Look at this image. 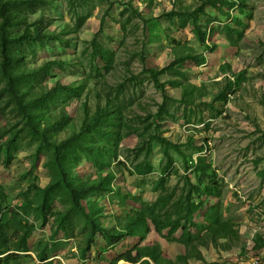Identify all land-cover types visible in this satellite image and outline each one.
<instances>
[{"label": "rangeland", "instance_id": "1", "mask_svg": "<svg viewBox=\"0 0 264 264\" xmlns=\"http://www.w3.org/2000/svg\"><path fill=\"white\" fill-rule=\"evenodd\" d=\"M31 1L34 5H27L22 17L31 24L43 22L45 33L60 40L13 47L18 60L12 63V70L29 79L28 83L18 82L17 90L32 89L27 100L46 96L58 84L72 93L60 90L56 98L46 96L24 117L7 93L8 80L0 65V222L4 224L12 220L11 214L24 211L29 213L26 221L38 228L29 241L32 252L9 264H40L35 255L38 247L49 249L45 264L51 260L112 264L120 255L135 252L137 244L154 246L166 259L180 264L178 257L186 254V247L169 243L155 232L144 242L127 238L105 253L106 243L96 239L86 258L80 255L79 246L88 248L83 237L86 233L81 231L84 218L72 212L67 193L58 186L61 178L52 161L53 149L43 136L30 131L26 119L31 117L40 133L52 128L48 140L62 143L80 133L86 109L94 115L108 102L124 107L122 120L112 125L113 137L92 134L80 141L81 146L103 147L104 152L97 154L100 165L77 147H72L64 161L73 165L72 176L81 182L115 174L114 193L91 195L82 203L85 210L102 209L97 216L99 224L110 231L120 229L122 221L143 203L157 200L154 186L162 176L168 177L169 187L178 192L188 180L198 183L195 169L203 157L211 169L200 179L204 184L216 181L223 194L218 199L204 196L205 207L194 221L203 227L212 207L219 205L225 219L240 229L242 243L227 251L205 248L199 241L196 245L208 263L264 264V247L255 248L257 235L264 241V0H211L216 6H208L200 16L207 32L206 45L197 40L194 27L184 28L178 17L181 12L186 15L190 7L198 8L201 0H81L78 15L89 20L80 33L71 32L76 17L69 12L70 0ZM126 9L132 14L124 17ZM230 28L243 34L235 47L227 39ZM98 33L99 45L116 53L109 73L105 60L92 55L90 43ZM176 51L205 59V64L188 61L178 66L161 78L163 91L147 71L168 67L176 60ZM48 63L52 65L44 68ZM226 79L234 83L233 93L228 101L217 102L215 97L225 91ZM122 84L126 92L119 96ZM187 85L202 89L191 103L184 100ZM61 118L67 121L56 127ZM130 131L135 132L127 135ZM155 135L173 144L167 146L168 157L166 149L152 140ZM141 147L145 152L137 157ZM107 151L116 153L117 158ZM169 159L173 164L167 170ZM140 165L152 166L153 173L137 175ZM54 187L59 188L51 192ZM42 191L51 193L43 197ZM61 215L69 217L62 222ZM191 231L202 235L195 227ZM181 236L179 232L177 237Z\"/></svg>", "mask_w": 264, "mask_h": 264}, {"label": "trees", "instance_id": "2", "mask_svg": "<svg viewBox=\"0 0 264 264\" xmlns=\"http://www.w3.org/2000/svg\"><path fill=\"white\" fill-rule=\"evenodd\" d=\"M108 1L111 2V0ZM200 2L201 5L198 8L190 7L187 10L186 15L181 12L178 14V17L182 20V26L184 28L192 25L197 40L202 45H206L207 32L200 24V16L205 14V10L208 6L215 7L216 5L211 0H201ZM27 5H34V3L31 0H0V65L5 78L8 80L6 87L8 91L7 93L12 96L16 108L24 117H28V111L33 110V107L37 105V101L43 100L44 97L56 98L59 95L58 92H60V90L64 91L65 94H68L69 92L72 93V90L69 87H62L58 84L54 89L48 91L46 96L42 95L38 99L27 100L31 95L32 89L30 92H21L20 90H17L18 82H22L23 84L28 83L27 80L29 79H27V76L23 73L16 74L12 70V63L18 60L13 47L33 43L44 44L45 42L60 40V37L55 34L45 33L43 22L31 24L28 19L22 17V13ZM81 6V0H70L69 12L76 17V25L74 31H71L72 33H80L89 20L88 16L78 15V9ZM235 6L237 5H232V7ZM110 7H113V3ZM128 14H132V11L126 9L122 13L124 17ZM170 16H173V14ZM99 37L100 33H98L90 43L93 50L92 55L94 57L99 55L105 60L106 66L109 69L106 71L109 73L112 71L113 64L116 60V53L101 47L98 43ZM242 37L243 34L241 32L233 28L228 30L227 39L232 46H237ZM175 54L177 55L176 60H174L168 67L147 71L155 86L163 91H165V84L161 83V78L171 73L178 66L183 65L188 61H192L198 65L205 64V59L195 57L193 54H180L178 51H176ZM51 65L52 64L48 63L44 68ZM226 81L228 83L225 86V91L215 97L217 102L228 101V97L233 93L234 83L229 79H226ZM125 92L126 85H120L117 90L118 95L122 96ZM200 92H202L201 88L198 89L193 85H187V88L184 91L185 102H194L196 99L195 95ZM71 96L76 97V95L72 94ZM112 105L113 104L108 102L104 110L99 108L94 115L89 112V109H86V118L81 127L80 133L62 143H53L48 140L47 135L50 134L52 128H45L40 133L37 127L33 124V119L31 117L26 119L30 131L43 136L46 139L47 146L53 149L52 161L59 170L61 178V182L58 186L67 193V197L72 204V212H75L84 218L81 231L82 233H86L83 237L88 241V248L83 249L79 246L80 255L86 258L87 253L91 250L90 245L94 243L96 239L102 238L106 243V247L103 249L105 253L108 252L109 249L119 246L127 238H138L144 242L149 234L155 232L158 236L169 243H178L186 247V254L178 257L180 264H190L192 261L201 264H221L216 262H206L205 257L196 245V242H201L202 246L205 248L213 246L217 250L223 249L227 251L241 245L242 235L234 221L225 219L219 205L212 207V215L208 219L206 225L203 227L196 225L194 218L205 207L202 198L206 196L207 198L218 199L221 198L223 194L222 186L216 181L204 184L200 179L202 174H207L211 169V167L205 163V158L203 157H199L198 166L195 169V174L199 178L198 183L195 184L191 182V180H188L184 189L181 192H178L176 188L169 187L168 177L165 175L164 177L162 176L154 186V193L159 194L157 200L152 203H143L140 210L132 212L124 221H122L120 229L110 231L99 224V217L97 216L101 214L99 210L102 209H95L90 213L85 210L82 203L87 201L91 195L114 193V190H112V181L115 178V174L110 173L100 181L81 182L76 179V176H72L74 170L73 165H66L64 161L66 160V156L71 153L72 149L77 147L84 153H89L95 162L100 165V160L97 158V154L104 152V150H102L103 147L100 149V146H81L80 141L83 137L92 134L102 136L105 139L113 137L112 125L114 122L122 120L124 107H113ZM66 121V118H61L55 126L58 127ZM152 126L153 125H151L150 128ZM134 132L135 131H130L127 135H131ZM117 139L119 141L120 136ZM152 140L158 142L164 149H166L165 154L168 157L167 146L169 145L173 147V144L167 139L157 135H155ZM96 148H98L100 152H98ZM177 150H179L178 147ZM144 152V148H139V155L137 157L141 156ZM200 152H202V150ZM107 155L114 156L115 159L117 158L116 153L111 151H107ZM262 162H264V159ZM169 163L170 159L168 160L167 170L172 168L171 166L173 162ZM153 170L152 166L140 165L136 167L135 172L139 176H149L153 173ZM59 187H54L49 190L53 192ZM41 193L43 194V197H48L50 194L47 191H42ZM2 197L3 193L1 192L0 187V198ZM26 210L29 211V208H26ZM25 214L29 215L28 212L16 211L14 214H11L12 220H6L4 224L0 222V264L17 262L23 258V256H28L33 250L29 241L38 228L29 221H26L27 218L25 217ZM68 217V215H61L62 222ZM192 227L202 231V235H194L191 231ZM179 232H182L181 237H177ZM263 247L264 241H262L261 237L257 235L255 239V248L261 249ZM136 249L135 252L120 255L112 264H120L121 262H125V264H175L173 261L166 259L163 253L154 246L140 247L139 244H137ZM8 253L11 254L8 255ZM35 255L40 264H45L49 261L48 248L42 249L41 247H38L35 249ZM144 259L146 260L143 261ZM49 264L60 263H55L53 261Z\"/></svg>", "mask_w": 264, "mask_h": 264}, {"label": "water", "instance_id": "3", "mask_svg": "<svg viewBox=\"0 0 264 264\" xmlns=\"http://www.w3.org/2000/svg\"><path fill=\"white\" fill-rule=\"evenodd\" d=\"M144 260H146V259H144ZM50 262H53V260H51ZM49 263V262H48ZM152 264H154V263H152Z\"/></svg>", "mask_w": 264, "mask_h": 264}]
</instances>
